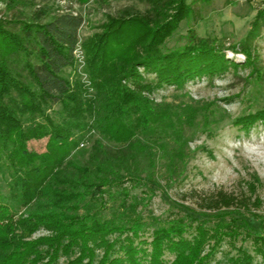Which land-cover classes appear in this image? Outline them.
<instances>
[{"label": "trees", "instance_id": "1", "mask_svg": "<svg viewBox=\"0 0 264 264\" xmlns=\"http://www.w3.org/2000/svg\"><path fill=\"white\" fill-rule=\"evenodd\" d=\"M139 1L147 6L143 12L107 15L100 31L81 42L84 17L71 10L0 18V171L8 177L0 191V264H59L61 258L64 264H208L225 240L239 238L251 241L264 264V216L252 212L251 195L197 193L200 217L156 225L130 200L126 182L155 183V162L142 140H182L196 116L183 108L182 118L156 102L154 92L237 67L215 38H200L190 27L183 46L164 49L192 6L212 0ZM247 42L241 51L261 79ZM79 46L85 80L77 71ZM257 122L264 124V108L234 125L247 131ZM31 141H45L44 150L29 155ZM142 157L148 162L140 167ZM175 172L183 173L177 166ZM240 212L260 217L259 229L237 223L233 215ZM237 254L231 264H252L241 247Z\"/></svg>", "mask_w": 264, "mask_h": 264}, {"label": "rangeland", "instance_id": "2", "mask_svg": "<svg viewBox=\"0 0 264 264\" xmlns=\"http://www.w3.org/2000/svg\"><path fill=\"white\" fill-rule=\"evenodd\" d=\"M146 7L139 0H91L85 5L69 0H17L12 3L0 0V18H28L39 9L48 12L50 18L71 10L84 17L79 31L81 42L100 31L99 26L107 15L117 16L124 9L143 12ZM261 11H264L263 0L196 3L192 6L189 20L182 21L178 30L166 41L164 49L181 47L185 43L187 29L193 28L200 38H215L222 46L225 58L237 67L229 64L222 73L194 79L183 89L165 85L152 95L156 102L168 104L173 111L180 112L182 118L186 114L183 108L195 109L196 116L193 126L183 127L182 140L172 136L142 140L155 162V183L145 187L143 182L138 185L126 182L124 187L130 193V200L137 203V213L142 214L151 225L189 215L200 217L196 194H210L218 190L237 196L251 195L255 203L251 207L252 212L264 216V124L257 122L247 131L234 125L238 117L264 108V13L253 30V21ZM246 39L256 59L255 65L262 74L261 79L252 72V65L246 62V56L241 51L240 44ZM77 50L78 75L85 80L83 50L80 46ZM139 72L144 73L143 68H139ZM145 76L148 80L154 78V75ZM94 137L97 138L94 135L91 139ZM102 142L107 146L106 141ZM44 143L28 142L26 149L29 155L41 153ZM90 144L91 141L86 146L90 147ZM147 162L145 157L140 158V167ZM174 166L183 172L180 176L176 172L171 174ZM7 180L8 177L0 171L1 192L6 191ZM250 184L254 186L251 193ZM233 217L237 223H247L259 229L260 217L254 218L245 212L235 213ZM43 234L39 232L36 236ZM239 247L252 256V264H262L261 255L254 250L251 241L242 238L234 243L225 240L208 264H231L230 259L238 255ZM166 259L171 260L172 256ZM64 262L65 258H61L59 264Z\"/></svg>", "mask_w": 264, "mask_h": 264}, {"label": "built area", "instance_id": "3", "mask_svg": "<svg viewBox=\"0 0 264 264\" xmlns=\"http://www.w3.org/2000/svg\"><path fill=\"white\" fill-rule=\"evenodd\" d=\"M76 56H77V58L79 59V57H78V50H77V52H76Z\"/></svg>", "mask_w": 264, "mask_h": 264}]
</instances>
